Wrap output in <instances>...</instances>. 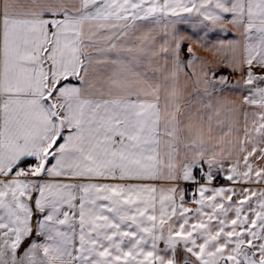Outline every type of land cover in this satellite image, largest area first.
Returning <instances> with one entry per match:
<instances>
[{
    "label": "snow or ice",
    "instance_id": "6c2138e0",
    "mask_svg": "<svg viewBox=\"0 0 264 264\" xmlns=\"http://www.w3.org/2000/svg\"><path fill=\"white\" fill-rule=\"evenodd\" d=\"M0 264H264V0H0Z\"/></svg>",
    "mask_w": 264,
    "mask_h": 264
},
{
    "label": "crops",
    "instance_id": "0c3cea01",
    "mask_svg": "<svg viewBox=\"0 0 264 264\" xmlns=\"http://www.w3.org/2000/svg\"><path fill=\"white\" fill-rule=\"evenodd\" d=\"M201 54H203V53H201Z\"/></svg>",
    "mask_w": 264,
    "mask_h": 264
}]
</instances>
